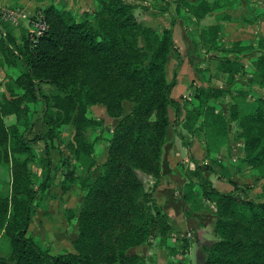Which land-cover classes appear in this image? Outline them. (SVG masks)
Here are the masks:
<instances>
[{
	"label": "trees",
	"instance_id": "trees-1",
	"mask_svg": "<svg viewBox=\"0 0 264 264\" xmlns=\"http://www.w3.org/2000/svg\"><path fill=\"white\" fill-rule=\"evenodd\" d=\"M93 1V10L80 15L61 2L36 8L47 24L36 40L27 31L21 42H16L9 30L0 37V63L23 67L0 90V165L10 167L8 192L0 193V235L8 239L10 250L0 255V264H147L151 252L141 255L129 253V249L151 240L171 254L179 253L178 264H190L192 241L181 237L178 243L171 242L174 226L153 194L163 174L169 110L176 117L183 113L182 128L203 131L209 140L207 151L220 137L230 142L241 140L244 155L240 160L256 171L259 180L264 178V95L238 92L228 115L216 103L229 92L226 88L199 85L192 102L175 99L176 69L170 80L166 74L171 58L176 65L182 63L174 42V21L157 30L141 23L135 5L128 0ZM232 2L195 0L188 4V15L196 21L218 12L215 23L199 30L200 47H225L220 40L222 21L231 16L224 8ZM252 47L240 40L231 43L233 58L225 56L216 65L228 81L236 71L233 68L241 67L237 62L240 53ZM251 63L248 82L264 89V51L251 58ZM42 83L52 85L56 92L39 93ZM39 97L46 130L29 138L32 123L26 116V104L39 101ZM247 97L252 99L246 101ZM124 101L131 103L125 114ZM97 104L104 106L108 116L119 119L107 138L106 158L98 174L92 175L95 147L86 131L103 121L89 118L87 109ZM8 114H15L18 122L7 125L4 116ZM67 124H72L74 131L66 145L68 156L62 160L60 185L63 192L78 185L83 198L76 215L73 250L53 254L28 233L34 199L53 178L47 171L41 177L33 173L32 143L57 138ZM45 154L47 168L52 171L49 153ZM71 162L81 167L80 173ZM144 176H151L153 184L147 185ZM189 176L182 197L191 210L201 209L202 200L214 206L208 220L210 237L197 241L195 264H264V188L258 197H251L246 191L249 184L229 181L233 189L219 191L199 166Z\"/></svg>",
	"mask_w": 264,
	"mask_h": 264
},
{
	"label": "rangeland",
	"instance_id": "rangeland-1",
	"mask_svg": "<svg viewBox=\"0 0 264 264\" xmlns=\"http://www.w3.org/2000/svg\"><path fill=\"white\" fill-rule=\"evenodd\" d=\"M46 1L47 3L49 1L61 2L66 8L71 9L77 15H80L82 12L92 11L95 4L93 0H46ZM177 2L179 4L183 3L182 0H177ZM184 2L187 5L188 2L192 3L195 2V0H188ZM232 3H233L232 6L224 8L225 13L232 15L231 19L222 21V24L224 23V25L227 26V30H228L227 32L222 33L220 39L222 45L225 46L224 48L209 50L200 47L197 42L195 43L194 40L196 37V32H195L197 29L196 26L197 25L199 26V24H194L191 20H184L183 22L184 28L186 27L187 29L186 35L183 36L182 31H180V33H177L174 38V42L176 46L181 51L182 58L186 59V61L190 63V65H186V66L193 67L195 69V72L197 73L196 76H198L202 81L208 80L207 85H211L209 83H212L214 85L222 86L229 91L228 92L229 95H227L225 99H220L221 100L220 102L224 101L225 103L224 111L226 115H228L230 105L232 104V102L235 101V96H237L238 92H241L243 90H248L246 92L250 94L251 93L259 94L261 96L264 95L263 88H260L257 85L248 82L250 73L253 70L251 58L255 57L256 55L264 51V48L261 47L262 44L264 45V35H260L258 31L255 30L254 27H252L255 21H264V0H234V2ZM145 6L146 4L144 5L141 2L140 5L137 7V15H138L137 18L141 21L143 25L147 24L143 19L145 15L143 8ZM174 6L175 3L170 8L169 13L166 16V21L162 22L163 24H161L159 28H155V29L161 30L165 27H168L170 25L169 23L171 22L172 17L175 20H180L174 15L175 14L173 10ZM182 8L183 10H185V13L189 11L187 6H183ZM151 12L155 13L154 11ZM35 13L36 11L33 13V15ZM185 13L184 15H186ZM213 13L217 14L218 12L215 11ZM209 15L213 16L212 13ZM208 20L209 21L213 20L215 22L216 18L214 17L213 19L212 18L208 19L206 17L201 21L200 25H203L202 27H206L205 24L208 22ZM26 31L27 29L25 27H17L16 36L18 38V42H21L22 33ZM262 31L264 32V29H262ZM235 40H240L245 43L251 44L253 47L240 53V55L237 58V62L241 65V67L239 68V66H236L235 68H233L236 71L234 72V74L229 75L230 79L228 81L227 74L218 70L216 65L220 60H223L225 56L229 58H233V54L229 51V49L231 47V43ZM227 50L229 51V53L227 52ZM180 66L181 65H176L175 60L171 58V60L167 65V70H166L168 80L171 79L173 69H176V71L178 72ZM17 74H19L18 69H17V73H12V75L9 74V76H7V80L3 78L0 85L1 87L0 90L1 91L4 90L5 84L8 82V80L10 78L11 80L16 78ZM11 85H13L12 86L13 88L14 84L11 83ZM41 85L39 87V93L42 92L44 95H51L56 92V89L50 84L43 85L42 87ZM198 86L197 83L196 84L191 83L189 86L184 88V93L180 97L182 99L187 100V102L189 103L192 102L195 89ZM15 90L19 91V88L18 89L16 88ZM249 99H252V97H247L246 101H248ZM26 105H27L26 116L32 123L31 131L30 134L28 135V137L31 138L35 134L43 133L46 130V126L42 123L41 120L43 106L40 97H39V101L35 103L31 101ZM130 106L131 103H129L128 101H124L122 103L123 114L129 111ZM189 106L191 105L189 104ZM87 116L95 120L103 121L102 123L97 124L96 126L86 131V136L88 137L89 140H91L94 143L96 163L92 168V175H97L100 164L106 158L107 138L109 137L110 131L116 125L119 118L113 119V117L108 116L104 106L100 104L90 106L87 109ZM4 121L7 125H13L18 122L15 114H8L4 116ZM19 128L20 130L23 129L22 126H19ZM73 131H74L73 125L67 124L63 127L62 132L57 138H54L53 140L43 139L32 143L34 155L32 157L30 167L33 173L37 177H41L44 174V172L47 171V173L53 177L52 178L53 181L51 182L50 186L47 189H45L44 192L37 194L36 198L34 199V202L32 204V207L34 208V214L32 215L29 223L28 233L36 238H39L41 243L45 247L49 248L50 252L53 254L64 251H72L73 250L72 240L77 235L76 215L78 214L82 202L83 192L78 185H74V184L71 185L68 190L63 192L60 185L62 180L61 178H63L61 171L65 166L62 160L68 156V150L66 145L67 142L71 140ZM213 150L214 148L213 146H211L210 151L213 152ZM46 151L49 153L48 159L50 160L52 166L54 167L52 171L51 170L49 171V168H47L46 165L47 162L46 154H45ZM17 156L20 158L24 157L23 154H17ZM224 157L226 158V156ZM213 159H214L213 156H211L210 160ZM179 163H180L179 166L181 167L180 169H182L183 171L182 173H184V174H180V176L185 181V178L188 177L186 175L187 171L184 167L183 161ZM193 163L195 165V168L196 166L197 167L199 166L201 169L203 168L206 169V167L209 166L208 165L209 162L207 159L203 160L201 163L199 160H193ZM71 167H73V169L77 174L81 172V167L79 165H75L74 162H71ZM144 178L148 183L147 185L153 184L154 179L151 176H144ZM249 185L250 187L249 186L246 187V191L248 192V194L251 197H258L261 193L258 194L257 191L259 190L253 189L252 185H254V183H251ZM9 186H10V167L8 165L1 164L0 193L8 192ZM260 188H262L263 190L264 187L262 186ZM194 205L196 206L198 204L196 203ZM201 208L202 210L199 212H202L203 214H208L206 215V218L207 217L209 218L210 216L209 214H212L214 210L213 204L207 201H203ZM188 232L191 231L180 233L178 232V230H175L174 228V231L171 232L170 240L171 242L176 244L179 242L180 240L179 238L181 237L189 238L192 241L190 247L192 248L190 249L192 251V253H190L192 256H190L189 262L190 264H195L196 256L194 252L197 247L196 246L197 235L193 231L192 233L189 234ZM153 244L155 245V247L152 246ZM148 245L150 247L148 246L147 250L149 249L148 251L152 253L153 249H155V254L152 253L154 257L153 255H151L150 257L152 259H149L147 261V264L149 263L178 264V259L181 258V255L179 253L178 254L169 253V251L165 247L158 246L155 240H151L150 243H148ZM9 250H10V245L8 239H6L3 235H0V255H7L9 253ZM147 250H145L144 253L145 255L148 252Z\"/></svg>",
	"mask_w": 264,
	"mask_h": 264
},
{
	"label": "crops",
	"instance_id": "crops-1",
	"mask_svg": "<svg viewBox=\"0 0 264 264\" xmlns=\"http://www.w3.org/2000/svg\"><path fill=\"white\" fill-rule=\"evenodd\" d=\"M128 1L132 2L135 5L136 15H137V7L140 5V3L142 2V4L144 5L146 4V6L143 8L145 13L143 19L145 23H147L145 25L154 28H159V26L163 24L162 22L166 21V16L169 13V10L172 7V5H174L175 3V6L173 7L175 13L174 15L180 20H175L173 17L171 18V20L174 21V26H173L174 38L177 33H180V31H182L183 36L186 35L187 29L186 27L184 28L183 22L184 20H191L194 24H199L200 26V27L198 25L196 26L197 29L195 31L196 32V37L194 40L195 43L197 42V38H198L197 35L199 33V30L201 28H204L202 27L203 25H200L201 21L206 17L208 19L210 18L213 19L216 15L214 13H212L213 16L207 14L200 20V22L196 21L194 17H189L188 15L189 11L185 13V10H183L182 8L183 6L188 7V4L190 2H188L187 5L184 2L188 0H182L183 1L182 4H179L177 0H128ZM48 3L46 0H0V37L5 35L6 31L9 30L10 34L13 37H15L16 42H18V38L16 36L17 27H25L27 29V32H29L30 16L33 15L36 8H40ZM7 8L15 9L16 11L18 10L19 12H21L22 15H24V17L20 16L17 19V22H12L8 20L3 15V9H7ZM151 11H154L155 13ZM184 13L186 15H184ZM229 15L232 16L231 14ZM213 23H215L213 20L211 21L208 20V22L205 25L207 26ZM252 27H254L255 30H257L260 35H264V32L262 31V29H264V21H255ZM223 30H224L223 32L228 31L227 26L224 25V23H223ZM0 58H1V53H0ZM186 65H190V63L186 61V59L182 58L181 66L179 67L178 72L176 71L177 83L173 89L172 95L175 99L179 101H181L180 96L184 93V88L189 86L191 83L194 84L197 83V86L208 84V80L202 81L198 76H196L197 73L195 72V69L193 67H189ZM17 69L19 70V73L22 71L23 67L20 63H17L16 66H10L5 63L4 64L0 63V85L3 78L7 80V76H9V74L12 75V73H17ZM209 84L215 87H222V86L214 85L212 83ZM43 85H48V84L43 83L41 87ZM227 95H229V93L226 94V96ZM226 96L219 98L216 102L221 108H223L224 113H225L224 111L225 103L224 101L220 102L221 101L220 99H225ZM182 116L183 114H181L179 117H176L173 110L171 109L169 110L171 125L169 127L168 140L164 150L163 174L153 194L156 201L164 207V210L170 216L172 225L174 226L175 230H178V232L180 233L191 231L188 232V234L192 233L193 231L197 235L196 241H199L209 238L210 236V227L208 225V220L210 219L211 214H209L210 215L209 218L208 217L206 218V215L208 214H203L202 212H199L202 210V208L198 210L197 209L191 210L190 205L187 202H185V200L183 199L182 189L187 178H185L184 181V179L180 176V174H184V173H182L183 171L182 169H180L181 167L179 166L180 164L179 162L183 161L184 167L187 171L186 175L189 176L195 168L193 160H199L201 163L203 160L207 159L209 162L208 163L209 169L203 168L201 169V173L205 176V178L215 189L222 192H228L232 190L233 186L229 181H233L241 186L244 184L254 183V185H252L253 189L259 190L257 192L258 194H260L262 192V188L260 187L262 186L264 187V178L256 180L257 178L256 171L253 168L247 167L244 163L241 162L240 159L244 155L242 151L241 140L230 142V140L220 137L215 140L213 152L207 151L206 145L208 139L205 137L203 131L189 132L185 128H182L180 123ZM211 156H213L214 158L213 160H210ZM224 156H226V158ZM189 177L193 178V180L196 181V178L194 176L191 175ZM203 201L205 200L201 201V205ZM188 211H190V213ZM148 246H149L148 243L141 244L140 246L129 249V253H137V254L145 255L144 253L145 250H147ZM152 246L155 247L154 244ZM152 253L155 254V249H153ZM190 253H192L191 250ZM190 256L192 255L190 254Z\"/></svg>",
	"mask_w": 264,
	"mask_h": 264
},
{
	"label": "built area",
	"instance_id": "built-area-1",
	"mask_svg": "<svg viewBox=\"0 0 264 264\" xmlns=\"http://www.w3.org/2000/svg\"><path fill=\"white\" fill-rule=\"evenodd\" d=\"M3 15L12 22H17V19L24 15L21 14L18 10L15 9H3ZM29 36L31 39L36 40V38L41 35L47 28V24L44 20L43 15L40 12H36L33 16L29 18Z\"/></svg>",
	"mask_w": 264,
	"mask_h": 264
}]
</instances>
